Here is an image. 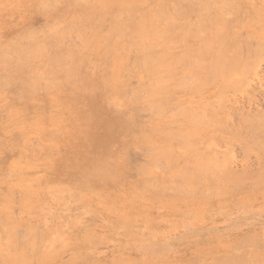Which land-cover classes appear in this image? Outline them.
<instances>
[{"label":"bare ground","instance_id":"obj_1","mask_svg":"<svg viewBox=\"0 0 264 264\" xmlns=\"http://www.w3.org/2000/svg\"><path fill=\"white\" fill-rule=\"evenodd\" d=\"M5 2L0 10L5 17L0 21V187L4 171L16 158L23 140L14 130L6 131L8 136L4 137L3 130L7 128L2 129V115L26 120L36 114L48 118L66 109L83 108L89 121L83 143L87 156L81 170L82 182L89 183L94 192L115 184L108 172L121 163V153L138 150L142 156L127 171L130 202L125 206L129 208L136 197L146 195L158 206L162 203L175 209L199 205L204 199L245 195L246 191H241L264 187V115H243L246 117L241 116L243 119L234 122L232 128V121L220 115L221 108L225 110L222 105L227 94L233 91L236 95L237 90L241 93L250 83L247 74L257 66L252 59L264 57L260 52L264 51V38L255 42L244 32H240L242 36L237 32L245 15L250 14L242 8L244 4L236 0ZM240 9L245 11L243 17L239 16ZM17 10L23 13L22 24L10 26L8 21L12 20L6 18ZM251 16L246 18L248 23L253 20ZM38 18L41 20L37 23ZM255 24L256 21L252 25ZM126 110L133 117L142 113L146 119L141 121H146L140 123L133 117L131 121L124 116ZM36 124L31 122V126ZM234 142L240 143L244 152L240 156L245 160L246 155L255 152L262 161L254 174L249 169L240 168L241 173L231 169L230 146ZM221 144L229 146V151L216 150ZM98 192L94 194L96 199L102 196ZM28 232L0 226V253L8 257V262L38 264L52 256L49 246L41 248L43 235L31 239ZM234 240L223 244L216 255L209 252L212 249H200L182 259L166 255L151 260L130 258L121 251L115 259L85 264H264V237L248 233Z\"/></svg>","mask_w":264,"mask_h":264},{"label":"rangeland","instance_id":"obj_2","mask_svg":"<svg viewBox=\"0 0 264 264\" xmlns=\"http://www.w3.org/2000/svg\"><path fill=\"white\" fill-rule=\"evenodd\" d=\"M236 2H240V5L244 4L243 7H241L244 10L247 8V14L250 13L247 16L248 18L245 15V20L242 18L243 25L245 26L242 25L240 30L237 29L238 34L242 36L245 33L246 36H250V40L255 41L257 39V42L259 40L261 41V39L264 38V0H246V4L244 0H236ZM5 3V0H0V10L3 9ZM243 9L238 11L240 13L239 16L242 15L243 17L245 14ZM252 10L256 12L257 16H253L255 13L252 12ZM20 16L22 17L23 13L17 10L6 18V20H12L8 21L10 26L18 27L22 24V18ZM249 16L253 19L250 23L247 21ZM0 17V21L5 18L1 15ZM254 19L256 24L252 25L255 22ZM40 20L41 18H38L36 22L38 23ZM18 21L20 22L18 23ZM244 22L246 23L244 24ZM240 32L244 33L241 35ZM255 42H253V44ZM256 46L259 47L260 44L257 43ZM261 47L263 48L264 46L261 45ZM262 50L260 51L261 55L264 53ZM252 60L257 66L255 71H250L253 70L251 68L250 70L248 69V73L250 71L251 74H247L249 76H247V79L248 82L252 84L248 83V85H246L250 87V89L246 86V89L242 90L245 92L241 91L240 93V90L235 91H239L236 93V95L238 94L237 96L232 93L233 91H230V94H227V98L222 105L225 110L223 111V108H221L222 111H220L222 117L227 118L228 121H232L230 123L228 122L231 128L235 123L237 124L241 121V116L243 115L249 116L253 115L252 113L264 115V110H262L264 108V57L262 55L261 58L256 59V61L254 58ZM253 73H255L254 75L257 79L254 78V75H252ZM117 81L118 79L115 82ZM250 90L255 91L253 93ZM260 92H262V94ZM115 105L120 106V103L116 102ZM256 108L259 110H256ZM234 111L235 113H233ZM243 112L245 113L242 114ZM55 114H52L53 116L51 115L48 118L45 116L46 119L44 115L41 114H36L26 120H21L19 118L11 119L6 115H2L1 117V119L3 116L5 118L3 122H1L2 129H9L3 130V135L5 134L4 137L7 138L8 136L6 131L14 130L22 136L19 137L20 140H23L19 145V153L15 155L16 158L13 157L12 164L7 169V172L6 170L4 171V181H2L3 183L1 182L0 226L3 229L9 228L16 231L24 230L28 232L30 230V232H28L30 238H34L37 234H42L43 242L41 248H47L49 246L52 256L48 258L49 260L38 264L94 263L95 261L99 262L100 259L104 261L111 260V258L115 259L122 253L134 259L142 257L152 260L153 258H164L166 255L177 258L180 257L182 259L186 258L193 251L200 249H203L201 251L212 249L213 251L210 250L209 252L216 255L222 250V248L220 250V247H222L223 244L226 245L229 242L233 243L236 241L234 239L239 240L248 233L258 234L264 237V235L262 236V234H264V187L260 190L251 189L241 191H246L245 195L240 193V196L227 197L229 199L225 198L219 200L216 198H209L202 201L200 200L198 202V204H200L193 207L181 205L174 209L172 206L170 208L167 205L161 206L162 203L158 206V203L147 195L141 198L136 197L131 201L130 208L125 206L127 202H130V199L127 198L129 194L127 190L130 189V180L126 177L127 171L128 169L130 171V166L132 163H135L134 161L138 162L142 160L141 154H137L138 150H135V152L132 151V153L129 152V154L127 152L126 154L120 152L123 155L121 159H119L121 163L117 164L118 166L116 167L114 166L115 168H111V170L115 172L111 170L108 172L110 175L109 178H113L111 183L115 184L111 187L104 188V191L103 189H98L102 191L98 192V190H96L94 192L93 187L89 183H85V181L82 182L83 172L81 171L84 169L85 157L87 156V150L83 147V143L86 139L85 133L86 130H88L87 123L89 119H86L87 112H85L84 108L78 110L66 109L65 113L60 115L56 114L57 117ZM61 115L62 117H60ZM125 115H127L126 118H131V121H133V118H136L135 120L138 121H141V118L146 119V116L144 115L145 117H143L142 113L134 117L130 116L131 114L127 110L124 113V116ZM66 116H68V119ZM32 119L33 121H31ZM69 119L71 124H68L70 122ZM238 119L239 121H237ZM30 121L32 124L39 123L40 125L36 126V124L35 126H31ZM145 121L146 120H142L140 123ZM27 122H30V125ZM64 122H68V125ZM25 124H27V126ZM50 127L54 129L52 130ZM67 127L69 128L67 129ZM85 127H87V129ZM40 132L42 133L40 134ZM215 132H213L214 135ZM55 133L57 135H55ZM45 134L47 135L44 136ZM52 134L54 136H51ZM63 136L64 138L66 136V138L64 139ZM40 137L42 138L40 139ZM42 139L44 141L46 139L47 142L42 141ZM60 139L63 140L62 143ZM52 144L53 150L51 148ZM31 146L34 147L32 148ZM237 146L239 148H237ZM230 147V151H232L230 153L232 155L231 161H233L231 162V169H235V173H241V171H243L241 169H249L248 171L254 174L258 170L257 167L262 161H258L255 152H251V155H246L250 158L249 161L247 160L248 158L245 160L243 156H240L243 152L240 143L234 142ZM218 148H221L224 152L229 151L227 149L229 146H224L223 144H221V146H216V150ZM35 149L36 151H34ZM79 155L81 158H78L80 157ZM58 160H60L61 163ZM247 162L249 163L247 164ZM58 163L62 167H60ZM244 164L246 166L249 165V167L245 168L246 166ZM110 173H112L114 177ZM114 174L117 175L115 176ZM79 185L82 186L80 187ZM127 187H129V189ZM105 191L106 194L104 193ZM97 192L99 197L101 195L103 196L100 197L101 200L96 199L95 193ZM1 201L4 202L2 203ZM136 206H138V208ZM31 230H33V232ZM259 242L262 243V241ZM82 245L84 246L83 250L81 248ZM57 247L60 249L58 252L55 251ZM261 248H264V246H261ZM150 251L151 253H149ZM119 252H121V254ZM144 252L147 257L144 256ZM0 256L1 264H4L3 262L7 264H34L16 262L15 260H9L8 262V257L5 256V254L3 255L0 253Z\"/></svg>","mask_w":264,"mask_h":264}]
</instances>
